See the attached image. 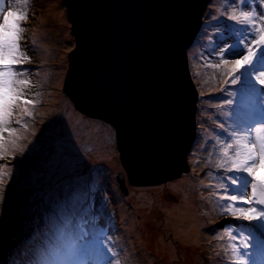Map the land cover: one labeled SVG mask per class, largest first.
Instances as JSON below:
<instances>
[{"label": "rangeland", "instance_id": "obj_1", "mask_svg": "<svg viewBox=\"0 0 264 264\" xmlns=\"http://www.w3.org/2000/svg\"><path fill=\"white\" fill-rule=\"evenodd\" d=\"M217 1L207 7L201 35L188 53L199 97L196 140L187 157L189 171L156 186L130 187L126 182L124 194L116 183L117 175L124 172L112 129L77 113L62 93L67 56L74 45L63 0H28L27 4L6 0L5 10L27 15L21 22L20 51L28 59L16 68L23 72L17 79L28 82L23 99L33 104L28 106L31 115L21 112L23 105L14 107L10 120L4 119L0 108V264H68V253L82 245L92 252L84 256L94 264L98 260L101 264L110 260L112 264H235L239 259L248 263L260 259L248 249L264 238V226L236 219L228 209L231 202L220 199L251 194L250 178L232 185L228 177L246 174L228 169L235 151H246L245 143H257V128L264 135V125H250L248 109L237 100L241 87L248 86L251 67L242 70V83L231 85L222 57L212 60L200 53L212 42V26L221 27L224 22L229 34L235 24L223 18L243 20L233 13L225 16ZM250 28L237 29L251 41L264 34L261 26ZM244 41L243 49L227 40L221 43L220 47L233 46L224 54L226 58L245 54L251 42ZM257 65L254 75L264 71V60ZM228 100L233 104L228 105ZM237 110L244 115V123L234 128ZM225 151L230 155L225 156ZM89 208L92 215L100 216V226L110 225L107 250L100 249L98 242L89 246L82 235L81 215ZM173 211L185 232L195 222L199 225L194 242L177 235ZM144 231L150 238L147 247L141 239ZM242 235L251 237L246 250L239 239ZM80 255L72 258L79 261Z\"/></svg>", "mask_w": 264, "mask_h": 264}, {"label": "water", "instance_id": "obj_2", "mask_svg": "<svg viewBox=\"0 0 264 264\" xmlns=\"http://www.w3.org/2000/svg\"><path fill=\"white\" fill-rule=\"evenodd\" d=\"M212 0H63L73 49L62 93L109 126L124 175L149 187L189 171L198 92L188 53Z\"/></svg>", "mask_w": 264, "mask_h": 264}, {"label": "snow or ice", "instance_id": "obj_3", "mask_svg": "<svg viewBox=\"0 0 264 264\" xmlns=\"http://www.w3.org/2000/svg\"><path fill=\"white\" fill-rule=\"evenodd\" d=\"M6 0H0V108L3 111V117L5 120H10L13 116V109L16 106L23 105L21 112L25 115H31L29 111V105L33 104V101L23 99V88L27 86L26 80L17 79L18 74L23 75V72L17 71L16 66L21 65L28 58L20 51L21 33L24 31L22 27V21L27 19V15L24 11L13 10L8 8L5 10ZM25 4L28 0H23ZM236 21L234 19H229ZM254 27V25H253ZM264 31V30H262ZM233 47L227 45L220 50L221 56L227 52L228 48ZM264 60V34H260L258 39H253L250 45L246 48L245 54L238 58H224L223 65L228 68L226 75L230 77L231 85H237L242 83V70L247 69L256 61ZM255 83L264 89V71H260L258 75H253ZM224 83H228L227 80ZM19 85V87H18ZM234 95V93H229ZM241 105L247 108V119L254 118V112L248 103V93L246 86L241 87L240 93ZM228 105L233 104V100L226 101ZM236 120L233 123L235 128L237 125L244 123V116L239 110L235 113ZM232 131V129H229ZM257 143H245L243 147L246 151H235V159L232 162V167L228 169L230 172L243 173L245 176L235 175L228 177L232 185H239L246 178H250V195H222L221 200L230 201L228 209L232 211V215L240 220L247 222H260L264 226V210L256 206H262L264 208V135H260L261 129L257 128ZM259 145V147L257 146ZM232 144L228 145L231 149ZM225 156H229L230 153L225 151ZM3 157H0L2 159ZM247 205L248 207H236L233 205ZM92 210L84 209L81 215L83 221L82 228L85 241L89 246L95 247L99 244V248L107 250L111 246L106 242L108 233V227H102L99 224L100 216L92 215ZM241 246L246 250L250 247V239L248 235H242L240 238ZM111 254V253H109ZM247 256L248 253L246 252ZM112 264V261H109ZM235 264H247L246 259H239Z\"/></svg>", "mask_w": 264, "mask_h": 264}, {"label": "trees", "instance_id": "obj_4", "mask_svg": "<svg viewBox=\"0 0 264 264\" xmlns=\"http://www.w3.org/2000/svg\"><path fill=\"white\" fill-rule=\"evenodd\" d=\"M217 2L222 3V6L224 7L223 14L225 16H227L228 13H230V14L233 13L236 16V18H238L239 20L240 19H243V20L231 21L227 17L223 18V21H227V22H230L232 24H235V27H233V29H232L234 31H231L229 33L230 36H229L228 30L226 28V26H227L226 23L222 22L221 27H217L216 25L212 26V28L210 29V31L213 32L212 37H211L212 42H210V45H208V46H206L200 50V53L203 56L210 58L212 60L218 59L220 57H222V59L226 58L225 55L224 56L220 55V50L223 49L225 46H227V45H222V47H220L221 43H223L225 40L229 41L230 43L232 42V44L236 43L241 49H243L241 46L246 44L244 39L246 41L251 42V39L246 37V32L242 31V34H241V29H237L238 27L240 28L243 25L246 29L250 30L251 29L250 27L254 25V27H260L261 26L264 29V0H223L222 2L220 0H218ZM204 21H205V19H203V24H204ZM200 35H201V33L199 34V36ZM243 36H244V38L242 39ZM224 37H226L228 39H224ZM235 37H238V38H235ZM222 38H223V40H222ZM196 42H197V40H196ZM196 42H195V44H196ZM239 56H241V55H239ZM239 56H237V58ZM233 58H235V57L229 56V59H233ZM258 62L259 61H256V62H254V64L252 66H250L252 72L250 74L248 73L246 76L247 77L246 78L247 83H248V86L246 87V89L248 88V90H247L248 95H250L251 90L253 89L254 85L256 84L254 79H253L252 74L254 75V73L256 72L255 70L258 67V65H257ZM238 99H241L240 95L237 96V100ZM248 102H254V98L252 97V93H251V98L248 99ZM231 119H232V116H231ZM235 119H236V117H235Z\"/></svg>", "mask_w": 264, "mask_h": 264}, {"label": "bare ground", "instance_id": "obj_5", "mask_svg": "<svg viewBox=\"0 0 264 264\" xmlns=\"http://www.w3.org/2000/svg\"><path fill=\"white\" fill-rule=\"evenodd\" d=\"M182 182H186V180H182ZM179 186H181V184H179ZM173 215H174V222H172V225L174 226V229L176 230V233L179 237H183L185 242L187 243H191V242H194L196 239H197V236H198V228H199V225L195 224L191 226V229L188 231V232H185L183 229H182V224H181V221L179 220V215L177 213V211H173ZM184 217L188 218L189 219V215H184ZM187 220V219H186ZM185 221V220H183ZM182 221V223H183ZM141 239L144 243V245L147 247V244L149 242V237L147 236V231H144L141 233Z\"/></svg>", "mask_w": 264, "mask_h": 264}]
</instances>
